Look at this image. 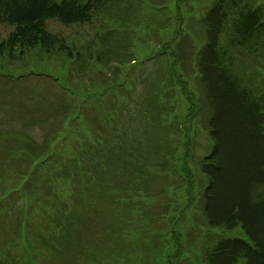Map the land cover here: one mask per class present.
I'll return each mask as SVG.
<instances>
[{"label": "trees", "instance_id": "16d2710c", "mask_svg": "<svg viewBox=\"0 0 264 264\" xmlns=\"http://www.w3.org/2000/svg\"><path fill=\"white\" fill-rule=\"evenodd\" d=\"M121 1L119 6L124 5ZM114 3L115 0H0V28L13 27L5 32L0 29V60L7 64L18 63L23 67L29 63L25 60L27 52L38 49L45 55L63 57L70 75L71 68L79 61H82L80 65L87 66L91 57L93 61L100 60V63L115 57L118 45L107 38L111 29L101 33L96 44L98 48L89 50L86 56L81 52L82 49L77 50L45 26L46 20L52 18L67 25L91 21L95 13L106 12L114 16ZM202 20L205 36L195 66L199 72L201 121L208 129L212 149L198 160L196 203L207 227L201 240L198 263L264 264V81L260 72L264 69V3L261 0H213ZM172 52L164 51L168 55V71L172 82L169 85L179 87L188 96L183 87L184 82L178 76L172 80L175 76L172 67L174 60L170 61ZM248 56H252L257 70L248 69ZM0 65L5 66L2 61ZM2 67L0 70H3ZM20 77H24L23 74L14 78L19 80ZM53 80H57V77L54 76ZM9 93V98L23 94L18 91ZM29 93L27 90L24 92V99L32 98ZM36 96L41 104V120L59 123V127L46 137L43 149L38 152L22 150L23 146H36L34 143L15 141L8 153V160H1L0 183L8 184L0 188V204L8 194L19 192L29 180L43 181L46 198L28 204L27 208L33 205L30 210L23 205L19 218L21 214H49L46 222L51 230L46 236L54 237V240L43 238L38 233L32 234L25 241L26 253H23L19 249L10 251L8 242L1 239L0 264H36L37 261L57 264L62 258L67 259L64 264H77L76 258L67 252L75 240V237L73 240L71 237L76 236L83 223L92 222L93 217L106 219L105 229L115 226L112 233H117L120 228L117 218L121 212L131 211L129 207L122 210L121 200L129 202L133 195L126 187L136 179L135 173L141 167L153 165L160 169L166 166L167 156L174 152L175 143H163L162 139L154 138L139 140L144 146V159L139 166L131 167L130 160L134 155L129 148L127 155L122 156L119 142L124 124L121 130L119 115L111 118L104 114L103 118L99 116L100 122L96 123L98 118L95 119L91 137L82 136L76 141L73 154L60 155L57 164L53 163L49 159L54 156L53 147L49 146L55 145L58 138L64 136L68 120L79 117L84 111H77V106L72 108L66 103H57L44 93H36ZM88 97L82 98L83 104L88 102ZM26 103L18 105L24 113H28L33 104L28 107ZM163 113L160 106L140 108L138 134L145 136L149 132L159 133L165 126L166 129L171 126L161 121ZM144 120L147 122L144 123ZM129 123L132 125L129 126ZM127 128H133L132 114L128 115ZM171 129L179 132L178 123H172ZM179 145L177 139L176 147ZM20 162L24 166L20 167ZM169 170L182 173L180 166L175 163L169 165ZM185 170L189 175V169ZM58 171L60 174H56ZM51 179L61 180L66 186L60 187ZM199 179L202 181L199 182ZM186 196L191 201L189 195ZM7 217V209L0 212V225L5 223ZM173 233L177 235L176 231ZM60 236L63 239L58 238ZM12 237L16 240L19 233ZM116 241L115 237L111 238L106 255L100 258L89 253L85 261L101 264L104 260L116 264ZM36 244H39L38 248L33 246ZM40 248L44 251L39 252ZM47 253L49 259L44 257Z\"/></svg>", "mask_w": 264, "mask_h": 264}, {"label": "rangeland", "instance_id": "374dc122", "mask_svg": "<svg viewBox=\"0 0 264 264\" xmlns=\"http://www.w3.org/2000/svg\"><path fill=\"white\" fill-rule=\"evenodd\" d=\"M212 1L122 0L121 4L124 5L119 6L120 0H115L114 16L106 12L95 13L91 21L67 25L53 18L47 19L45 26L48 31L59 34L77 50L82 49L81 52L86 56L89 55V50L98 48L96 44L105 30L111 29L107 38L118 45L117 56L102 63L100 60L93 61L90 56L88 67L80 65L82 61H79L71 68L70 75L65 68L67 61L63 57L56 54L45 55L38 49L27 52L25 60L31 62L30 65L26 63L21 67L18 63L7 64L0 60L5 65H0L3 68L0 70V163L2 159L8 160V153L16 140L34 143L36 146H23L22 150L38 152L43 149L46 137L59 127V123L41 120V104L36 93H44L57 103H66L72 108L77 106V111H84L79 117L70 118L64 136L58 138L55 145L49 146L53 147L54 156L49 158L53 163L60 159V155L73 154L76 141L82 136L91 137L94 134L91 131L95 119L98 118L96 123L100 122L99 116L103 118L104 114L111 118L119 115L121 130L124 124L119 142L122 156L127 155L129 148L134 155L130 160L131 167L139 166L144 159V146L139 140L154 138L162 139L163 143H175L173 146L176 151L174 149L172 154H168L166 166L156 169L157 167L149 164V167H141L135 173L136 179L126 187L133 195L129 202L121 200L122 210L129 207L131 211L121 212L117 218L120 225L117 233H112L115 226L105 229L104 218L93 217L92 222H82L76 236L71 237L72 240L75 237L73 247L67 251L76 258L77 264H94L91 260L85 261L86 255L90 253L100 258L106 255L105 251L110 247L113 237L117 239L114 247V255L118 256L116 264H199L200 244L207 227L196 203L198 160L210 153L212 145L208 129L201 121L203 115L198 104L199 72L195 64L205 36L202 19ZM261 1L264 3V0ZM12 28L1 26L0 29L5 32ZM173 50L176 51L172 52ZM164 51L172 52L170 61L174 60L172 67L175 71L172 80L178 76L184 82L183 87L188 96L179 87L169 85L172 82L168 71V55ZM246 64L248 69L257 70L252 56H248ZM262 70L260 72L264 81V69ZM19 74L24 77L15 80L14 77ZM54 76L57 80H53ZM26 90L32 98L24 99L22 95ZM17 91L23 94L9 98V92ZM86 96H89L88 102H84V105L82 98ZM23 102H27L28 107L33 103L28 113L18 107ZM147 106L163 108L161 121L170 124L169 129L165 126L159 133L149 132L145 136L138 134V111ZM130 114L133 120L132 130L127 128ZM172 123H178L179 132L171 129ZM177 139L180 144L178 147ZM171 163L180 166L182 173L169 170ZM19 166H24V163L20 162ZM185 168L189 169V175L184 172L187 171ZM56 174H60V171ZM51 181L60 187L66 186L61 180ZM6 184L8 182H1L0 188ZM42 184L43 181L31 179L22 185L19 192L10 193L1 201L0 212L7 209L8 217L0 225V240L8 242L10 251L19 249L26 253L25 241L35 233L54 240V237L46 236L51 230L46 222L49 214H21L19 218L23 205L27 208L28 204H35L34 202H41L46 198ZM30 193H34L33 196H29ZM28 208L30 210L33 205ZM13 220V226L9 227ZM18 233L19 237L14 240L12 236ZM58 238L63 239L62 236ZM38 245L33 246L38 248ZM38 251L43 252L44 249L40 248ZM44 257L50 258L48 253ZM62 259L57 264L67 261L66 258ZM36 264L42 263L37 261ZM101 264L110 263L102 260Z\"/></svg>", "mask_w": 264, "mask_h": 264}]
</instances>
